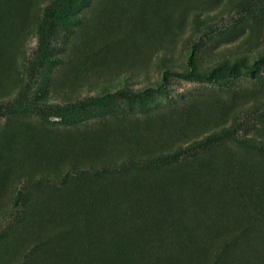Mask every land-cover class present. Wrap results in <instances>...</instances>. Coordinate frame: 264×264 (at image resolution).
I'll list each match as a JSON object with an SVG mask.
<instances>
[{
	"label": "rangeland",
	"instance_id": "obj_1",
	"mask_svg": "<svg viewBox=\"0 0 264 264\" xmlns=\"http://www.w3.org/2000/svg\"><path fill=\"white\" fill-rule=\"evenodd\" d=\"M58 2L0 0V264H264V0Z\"/></svg>",
	"mask_w": 264,
	"mask_h": 264
},
{
	"label": "trees",
	"instance_id": "obj_2",
	"mask_svg": "<svg viewBox=\"0 0 264 264\" xmlns=\"http://www.w3.org/2000/svg\"><path fill=\"white\" fill-rule=\"evenodd\" d=\"M58 1V3L54 4L55 6L53 8L49 9V35L53 33L55 25H58L59 28V24L64 27L65 32L72 31L71 24L79 23V19L75 17V12L78 11V9H80L81 7H87L86 5L89 3L90 0H68L67 2H65V0ZM74 2L76 3V6L73 5ZM77 6H79V8H77ZM152 256L153 255H151L150 257Z\"/></svg>",
	"mask_w": 264,
	"mask_h": 264
}]
</instances>
